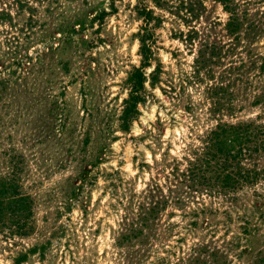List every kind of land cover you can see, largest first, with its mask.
I'll use <instances>...</instances> for the list:
<instances>
[{"label": "rangeland", "instance_id": "1", "mask_svg": "<svg viewBox=\"0 0 264 264\" xmlns=\"http://www.w3.org/2000/svg\"><path fill=\"white\" fill-rule=\"evenodd\" d=\"M233 1L245 11L236 36L217 0L187 24L147 0L162 21L145 101L123 130L125 80L141 61L136 0H0V174L18 168L33 199L32 231L0 234V264H264L263 173L180 202L169 193L218 121L264 126V0ZM212 43L215 78L197 79ZM216 83L229 84L232 110H213ZM246 166L264 170V148ZM151 195L167 201L136 234Z\"/></svg>", "mask_w": 264, "mask_h": 264}, {"label": "trees", "instance_id": "2", "mask_svg": "<svg viewBox=\"0 0 264 264\" xmlns=\"http://www.w3.org/2000/svg\"><path fill=\"white\" fill-rule=\"evenodd\" d=\"M20 7L28 4L27 0H15ZM155 7L167 11L185 24L196 19L203 9L202 0H150ZM228 11L229 19L226 29L229 34L238 35L242 26L238 4L233 0H217ZM31 8V7H28ZM136 13L142 20L136 37L139 41L138 52L141 56L140 66L133 67L128 73L125 83L128 87V95L123 100V107L119 115L120 128L128 130L130 123L139 114V103L145 101V82L148 78L145 68L151 65L154 59L153 44L155 43L154 28L162 21V16L157 15L153 8L147 4V0H136ZM0 13H2L0 11ZM4 15V13H2ZM192 30V29H191ZM190 33V31H188ZM193 33H196L192 30ZM190 36V34H189ZM190 39V38H189ZM221 47L212 43L205 44L198 50L194 60V77L200 79L203 72L210 80H214L212 65L220 62ZM244 61L240 60V64ZM234 66L230 65L226 73H230ZM157 64L149 73L151 81H155L160 72ZM223 74L218 76L220 79ZM229 84L216 83L209 86L211 97L214 98L213 110H232V93L228 92ZM264 148V126L252 122L228 123L221 122L211 128L204 136L201 146L193 150V156L188 159L185 169L172 173L174 189L169 190L175 202H180V194L184 192H196L211 190L218 187L220 190H234L247 184H252L259 178L264 170L249 168L247 162L251 161ZM14 168L15 165L13 164ZM18 170V168H17ZM17 170L12 169L8 173L0 174V234L4 237L24 236L33 229V199L23 192ZM184 187V188H182ZM186 188V190H185ZM188 189V190H187ZM176 194V195H174ZM148 206H139L137 213L136 234L142 233L140 227H147L148 220L155 217L160 204L167 200L163 196L155 197ZM126 234L130 238L135 229H128ZM24 255L17 261H22Z\"/></svg>", "mask_w": 264, "mask_h": 264}]
</instances>
